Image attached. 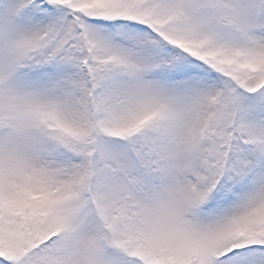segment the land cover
<instances>
[{"label": "snow or ice", "instance_id": "snow-or-ice-1", "mask_svg": "<svg viewBox=\"0 0 264 264\" xmlns=\"http://www.w3.org/2000/svg\"><path fill=\"white\" fill-rule=\"evenodd\" d=\"M0 264H264V0H0Z\"/></svg>", "mask_w": 264, "mask_h": 264}]
</instances>
